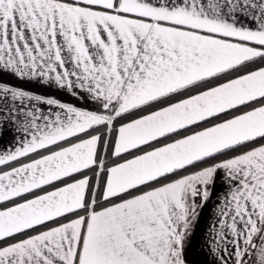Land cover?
I'll use <instances>...</instances> for the list:
<instances>
[{
    "label": "snow or ice",
    "instance_id": "1",
    "mask_svg": "<svg viewBox=\"0 0 264 264\" xmlns=\"http://www.w3.org/2000/svg\"><path fill=\"white\" fill-rule=\"evenodd\" d=\"M0 264H264V0H0Z\"/></svg>",
    "mask_w": 264,
    "mask_h": 264
},
{
    "label": "crops",
    "instance_id": "2",
    "mask_svg": "<svg viewBox=\"0 0 264 264\" xmlns=\"http://www.w3.org/2000/svg\"><path fill=\"white\" fill-rule=\"evenodd\" d=\"M190 259L192 261L196 262H203L205 260L204 254L200 250V237L197 235V237L193 241L191 253H190Z\"/></svg>",
    "mask_w": 264,
    "mask_h": 264
}]
</instances>
